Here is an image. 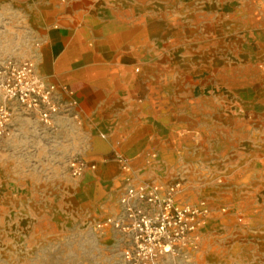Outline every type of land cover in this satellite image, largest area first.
<instances>
[{
    "label": "rangeland",
    "instance_id": "obj_1",
    "mask_svg": "<svg viewBox=\"0 0 264 264\" xmlns=\"http://www.w3.org/2000/svg\"><path fill=\"white\" fill-rule=\"evenodd\" d=\"M251 14L245 0H195L168 11L175 56L167 58L161 41L160 64L169 59L193 70L148 74L161 82L145 91L160 123L146 130L152 139L143 142L142 167L125 170L121 150L63 152L54 122L46 126L17 109L0 137V264H118L124 240L99 224L118 214L134 179L164 186L184 180L180 201L211 207L169 264H264V24ZM39 25L37 0H0V71L32 60L43 77ZM166 31L161 23L159 32ZM106 142L96 146L105 150ZM73 157L95 162L96 170L73 178Z\"/></svg>",
    "mask_w": 264,
    "mask_h": 264
},
{
    "label": "crops",
    "instance_id": "obj_2",
    "mask_svg": "<svg viewBox=\"0 0 264 264\" xmlns=\"http://www.w3.org/2000/svg\"><path fill=\"white\" fill-rule=\"evenodd\" d=\"M193 1L37 0V62L42 76L59 90L61 114L54 119L52 135L63 152L117 156L121 150L131 156L118 157L125 170L143 166L141 154L148 149L143 142L152 139L146 130L152 122L160 123L152 117L145 91L161 82L148 74L193 70L191 64L169 59L160 64L161 41L167 58L175 56L176 27L168 11ZM245 2L252 12L249 19L264 24V0ZM214 20L222 24L219 17ZM161 23L167 26L163 34ZM221 65L218 61L216 66ZM102 140L108 141L105 150L96 146Z\"/></svg>",
    "mask_w": 264,
    "mask_h": 264
},
{
    "label": "built area",
    "instance_id": "obj_3",
    "mask_svg": "<svg viewBox=\"0 0 264 264\" xmlns=\"http://www.w3.org/2000/svg\"><path fill=\"white\" fill-rule=\"evenodd\" d=\"M58 92L55 83L37 74L32 60L8 63L0 71V137L7 134L17 109L51 126L61 114ZM96 168L95 162L80 157L68 163L69 174L77 179ZM134 180L119 201L118 214L99 227L110 225L121 234L125 246L118 264H169L184 254L211 207L205 201L182 203L184 180L165 186Z\"/></svg>",
    "mask_w": 264,
    "mask_h": 264
}]
</instances>
